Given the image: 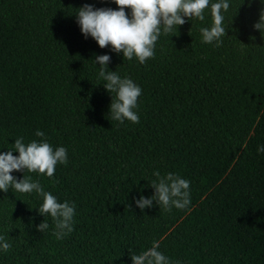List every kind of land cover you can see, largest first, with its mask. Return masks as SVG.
Wrapping results in <instances>:
<instances>
[{"label":"trees","instance_id":"obj_1","mask_svg":"<svg viewBox=\"0 0 264 264\" xmlns=\"http://www.w3.org/2000/svg\"><path fill=\"white\" fill-rule=\"evenodd\" d=\"M228 2L220 46L202 42L205 9L203 22L162 33L140 64L76 23L84 4L117 10L113 0H0V153L42 131L68 162L52 178L25 175L75 204L73 231L57 240L40 197L0 191V236L12 245L0 264H132L154 241L170 264H264V33L253 28L264 0ZM105 54L142 90L139 123L108 113L93 61ZM154 171L190 181L187 208L136 206L153 195Z\"/></svg>","mask_w":264,"mask_h":264},{"label":"clouds","instance_id":"obj_2","mask_svg":"<svg viewBox=\"0 0 264 264\" xmlns=\"http://www.w3.org/2000/svg\"><path fill=\"white\" fill-rule=\"evenodd\" d=\"M117 10L111 8H95L91 4H84L75 13L76 23L85 38L91 37L100 48L111 46L114 53H122L127 60L135 58L140 64L154 58L156 42L160 35L177 32L187 20L193 18L203 22L205 9L210 10L211 24L199 29L202 42L220 46L222 38L226 36L224 27V13L228 11V0H113ZM130 9L126 13L125 9ZM253 28L260 34L264 33V8L259 12V18ZM99 64L98 79L103 80L104 89L111 95L109 111L112 120L124 123L125 120L139 123L137 108L138 98L142 94L141 88L129 77H121L116 71H110L107 64L109 55H98L93 60ZM40 140L25 143L22 137L16 138L12 147L0 153V191L8 192L13 189L22 194L35 193L42 199L38 209L43 217L49 216L53 221V235L57 240L63 239L73 231L75 204L68 201L58 202L56 196L45 191L38 181H34L27 173L45 174L52 178L57 164H67V149L50 145L44 133L35 132ZM264 152V145L257 148ZM13 152L18 155L14 156ZM22 172L19 180L11 173ZM155 179L149 182L154 189L153 195L145 199L140 196L135 199L136 206L143 211L151 208L153 201L165 211L172 208L185 209L190 204V181L179 174L167 173L161 175L154 171ZM49 229L47 221L43 220L36 226V230L44 233ZM12 245L6 237L0 236V250L7 253ZM159 242L140 254L130 256L132 264H170L169 258L159 249Z\"/></svg>","mask_w":264,"mask_h":264}]
</instances>
